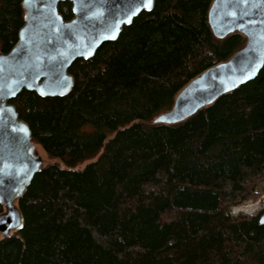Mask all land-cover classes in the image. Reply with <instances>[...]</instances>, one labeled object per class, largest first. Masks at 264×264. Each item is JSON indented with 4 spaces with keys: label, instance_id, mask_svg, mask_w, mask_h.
Segmentation results:
<instances>
[{
    "label": "trees",
    "instance_id": "trees-1",
    "mask_svg": "<svg viewBox=\"0 0 264 264\" xmlns=\"http://www.w3.org/2000/svg\"><path fill=\"white\" fill-rule=\"evenodd\" d=\"M212 1L156 0L72 63L69 93L9 100L52 161L18 200L24 223L0 239V264H264L260 214L229 213L260 182L264 198V64L185 120L153 122L245 43L214 36ZM21 3L0 0V52L18 40ZM71 7L59 3L64 19Z\"/></svg>",
    "mask_w": 264,
    "mask_h": 264
},
{
    "label": "water",
    "instance_id": "water-1",
    "mask_svg": "<svg viewBox=\"0 0 264 264\" xmlns=\"http://www.w3.org/2000/svg\"><path fill=\"white\" fill-rule=\"evenodd\" d=\"M70 1L73 17L58 10ZM140 0H22L23 25L18 40L0 52V239L22 228L17 205L35 173L44 166L29 125L9 102L22 90L38 95L63 96L74 86L69 67L89 59L105 42L114 41L124 25L142 11ZM135 7L138 12L131 14ZM208 23L217 38L237 31L245 43L227 60L216 63L186 84L171 107L154 117V123L185 120L220 95L254 79L264 64V0H213ZM14 92V94H12ZM258 220L264 221V211Z\"/></svg>",
    "mask_w": 264,
    "mask_h": 264
},
{
    "label": "rangeland",
    "instance_id": "rangeland-1",
    "mask_svg": "<svg viewBox=\"0 0 264 264\" xmlns=\"http://www.w3.org/2000/svg\"><path fill=\"white\" fill-rule=\"evenodd\" d=\"M37 145V149L39 151V154L41 155V157L44 160V163H47L49 161H52V159H50L46 153L44 152V150L40 147V145ZM96 157H94L93 159L90 160H86L84 162H82L81 164L78 165V168H83L88 162L95 160ZM56 162V161H55ZM262 185L263 183L260 182L259 184H257V186L255 187V189L253 190V192H255L257 194L256 197L254 198H248L245 201H243L242 203L238 204V205H233L229 208V213L230 216H237L239 214H246V215H255L257 213L261 214L264 209V202H263V192H262ZM243 206V208L245 209L242 212H238V213H234L235 208L237 207H241ZM247 206V207H246ZM255 206V207H254ZM246 209H251V212H248ZM250 211V210H249Z\"/></svg>",
    "mask_w": 264,
    "mask_h": 264
},
{
    "label": "snow or ice",
    "instance_id": "snow-or-ice-1",
    "mask_svg": "<svg viewBox=\"0 0 264 264\" xmlns=\"http://www.w3.org/2000/svg\"><path fill=\"white\" fill-rule=\"evenodd\" d=\"M27 2V0H26ZM141 6L144 8H150L151 4H152V0H140ZM140 10V7H135L134 11L130 9L131 14H135V12H138ZM14 94V92L12 93ZM262 223H264V221H261Z\"/></svg>",
    "mask_w": 264,
    "mask_h": 264
},
{
    "label": "built area",
    "instance_id": "built-area-1",
    "mask_svg": "<svg viewBox=\"0 0 264 264\" xmlns=\"http://www.w3.org/2000/svg\"><path fill=\"white\" fill-rule=\"evenodd\" d=\"M263 202H264V199H263ZM245 209L243 208V206H241V207H237V208H235V210H234V213H238V212H242V211H244ZM251 212V211H250Z\"/></svg>",
    "mask_w": 264,
    "mask_h": 264
},
{
    "label": "bare ground",
    "instance_id": "bare-ground-1",
    "mask_svg": "<svg viewBox=\"0 0 264 264\" xmlns=\"http://www.w3.org/2000/svg\"><path fill=\"white\" fill-rule=\"evenodd\" d=\"M246 207H247V206H246ZM254 207H255V206H254ZM246 210H247L248 212H250V211H251V209H249L250 211H249L248 209H246Z\"/></svg>",
    "mask_w": 264,
    "mask_h": 264
}]
</instances>
